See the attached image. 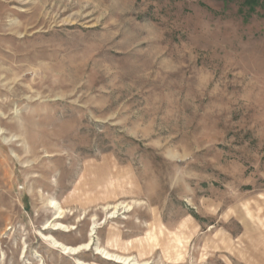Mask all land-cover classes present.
Instances as JSON below:
<instances>
[{
    "label": "rangeland",
    "instance_id": "rangeland-1",
    "mask_svg": "<svg viewBox=\"0 0 264 264\" xmlns=\"http://www.w3.org/2000/svg\"><path fill=\"white\" fill-rule=\"evenodd\" d=\"M123 260L264 264L262 6L0 0V264Z\"/></svg>",
    "mask_w": 264,
    "mask_h": 264
},
{
    "label": "bare ground",
    "instance_id": "bare-ground-1",
    "mask_svg": "<svg viewBox=\"0 0 264 264\" xmlns=\"http://www.w3.org/2000/svg\"><path fill=\"white\" fill-rule=\"evenodd\" d=\"M93 235H94V229L92 228L90 230V232H89V237L91 238ZM46 240H49V239H46ZM54 245L57 248L61 249L64 252V254H76V253L79 252V250L84 249L83 247L88 248L90 246V243H88L86 245H83V246H79L77 248H71V247L63 246V245H60V244H57V243H54ZM97 253L103 255L104 259H106V260L114 261V259L111 258L110 255L105 254L104 252L100 251L99 249H97ZM121 261L117 260L116 262L122 263ZM127 262H128L127 260H123L124 264H127Z\"/></svg>",
    "mask_w": 264,
    "mask_h": 264
},
{
    "label": "trees",
    "instance_id": "trees-1",
    "mask_svg": "<svg viewBox=\"0 0 264 264\" xmlns=\"http://www.w3.org/2000/svg\"><path fill=\"white\" fill-rule=\"evenodd\" d=\"M242 2L249 10H253L257 6H262L264 8V0H242Z\"/></svg>",
    "mask_w": 264,
    "mask_h": 264
}]
</instances>
